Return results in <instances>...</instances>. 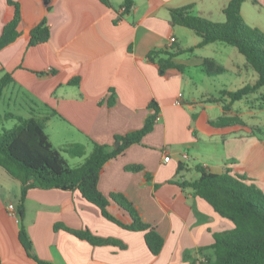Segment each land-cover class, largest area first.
Returning a JSON list of instances; mask_svg holds the SVG:
<instances>
[{"label": "crops", "instance_id": "crops-1", "mask_svg": "<svg viewBox=\"0 0 264 264\" xmlns=\"http://www.w3.org/2000/svg\"><path fill=\"white\" fill-rule=\"evenodd\" d=\"M14 1L20 6L23 23L31 27L45 20L50 37L35 46H27L28 40L20 37L1 49V73L11 74L14 82L10 86L28 96L38 116L56 111L57 115L46 118L44 128L69 165H80L92 142L112 145L115 135L139 129L154 111L149 103H156L158 118L153 129L104 166L98 188L106 196L110 192L124 194L164 242L160 252L152 254L143 231L128 230L108 220L77 189H29L22 219L18 214L12 217L8 205L16 209L20 181L0 166V264H38L18 240L21 225L33 253L48 264H188L186 251L211 244L214 232L232 229V221L191 188L182 189L170 181L194 180L199 176L196 166L202 165L215 173L229 169L264 192V138L259 135L264 134V86L238 100L244 101L245 110L233 108L235 101L224 111L221 102L206 101L219 94L197 85L208 77L201 69L204 58L223 66L222 56L228 49L215 44L222 42L186 51L194 58L187 61L181 58L186 52L178 54L174 61L185 65L181 73L161 74L148 59L152 49L168 46L171 37L175 38L171 46L180 48L200 41L192 30L169 23L171 8L190 5L191 14L223 22V8L229 0H133L132 10L117 21L123 0H108L109 4L101 0ZM248 1L240 8L243 19L264 32L258 23L261 13L245 4ZM256 2L254 5L264 11V0ZM8 18L7 0H0V34ZM209 46L212 53L206 54L203 49ZM237 67L238 76L249 73L247 66L244 70ZM196 71L200 73L194 74ZM251 77L254 83L257 74ZM74 78L78 82L69 83ZM190 87L195 89L190 91ZM179 94L181 102L176 104ZM222 116L234 119L215 124ZM74 144L82 145L83 156L64 151ZM164 155L169 156L168 161L163 160ZM180 163L183 168L179 171ZM132 164L143 169L126 168ZM193 171L196 176L184 177ZM110 212L126 217L113 203ZM57 223L87 229L125 246L93 245L64 229L54 230ZM194 259L196 264L205 261L199 253H194Z\"/></svg>", "mask_w": 264, "mask_h": 264}, {"label": "trees", "instance_id": "trees-1", "mask_svg": "<svg viewBox=\"0 0 264 264\" xmlns=\"http://www.w3.org/2000/svg\"><path fill=\"white\" fill-rule=\"evenodd\" d=\"M109 4L108 0H101ZM246 0H229L223 8L225 20L214 22L199 15L189 12L190 5L171 8L169 23L192 30L200 41L192 47L180 48L164 46L154 48L148 53V59L155 63L161 74L166 72L181 73L185 65L174 61V58L195 47H202L213 42H222L233 46L242 54L257 74L254 83L247 84L235 91L223 89L219 96L208 97L206 101H219L224 111L230 109L232 103L256 92L264 86V32L258 27L251 26L243 19L240 8ZM257 4L256 0H250ZM133 0H123L122 14H128L133 7ZM9 18L2 27L0 34V50L15 42L20 37H25L27 46H35L48 41L50 30L45 20L34 26H26L21 17L20 6L14 0H7ZM202 71L213 76L224 72V67L218 65L210 58H204L201 64ZM3 70H0V73ZM39 74L41 72H38ZM14 80L9 72L0 76V99L5 86ZM78 78L69 83H77ZM111 102V100H110ZM153 113L148 115L143 125L136 130L124 135H115L112 145L92 142V149L78 166H71L56 149L45 131L44 122L47 117L57 115L55 110L49 111L44 116H38L36 109H30L29 117H17L18 123L10 128L2 127L0 131V166L12 177L20 181V192L16 212L22 219L24 201L29 189H77L90 203L96 205L102 215L117 225L135 231L144 232V241L149 251L157 255L163 245V237L154 226L143 220L135 205L122 193L110 192L104 195L98 188V180L104 166L113 158L120 155L132 144L139 143L144 135L149 133L154 126L157 116V106L154 100L149 103ZM12 114H0L2 119H8ZM13 117V116H12ZM234 118L220 117L215 124H224ZM236 121H239L235 117ZM64 151L74 156H83L84 149L80 144L70 145ZM127 169L142 170L141 165L132 164ZM183 168L180 163L178 170ZM199 176L194 180H171L182 189L191 188L197 196L203 198L212 208L232 221L234 227L213 233V242L200 246L197 250H188L184 258L188 264H196L194 253H199L205 261L200 264H264V192L250 179L232 173L226 169L222 173L211 172L202 165L196 166ZM148 180L149 177H146ZM115 205L122 210L126 217L114 215L110 206ZM64 229L80 239L93 245L114 244L121 248L125 245L113 238H102L94 235L87 229L78 230L57 223L54 230ZM18 240L26 253L35 259L38 264H48L40 260L33 253L31 241L23 225L18 231Z\"/></svg>", "mask_w": 264, "mask_h": 264}, {"label": "rangeland", "instance_id": "rangeland-1", "mask_svg": "<svg viewBox=\"0 0 264 264\" xmlns=\"http://www.w3.org/2000/svg\"><path fill=\"white\" fill-rule=\"evenodd\" d=\"M245 4L250 6L253 10L261 13V16L259 17L258 23H259V25H261L264 28V11L262 9H260L259 7H256L254 4H252L251 1H248ZM246 19H249V17L246 16ZM255 27H257V26H255ZM185 30H188V29H185ZM179 44L183 45L182 42H179ZM215 44H222L223 46H225L226 49H228V52H225L222 56L224 60H221V63L223 64V67H224V72H222L220 74L213 75V76L204 77L205 79H204V82H202L203 84H201V82L198 81L197 85H199V87H201L203 90H206L212 94L218 95L220 89L221 90L226 89L229 91H235V90H237V89H239V88H241L247 84L252 83L253 80H252V77L250 78V75L252 76L256 73L254 72L253 68L247 64L244 56L242 54H240L231 45H228L225 43H215ZM214 46H216V45H214ZM203 50L207 54V53H212L213 49H212V47L209 46ZM219 57H220V55L217 54L216 58L220 60ZM181 58L184 59L185 61H187L188 59L189 60L194 59L191 57L190 53H188V52L184 53ZM237 65H239V68H241L243 70L247 66L249 69L248 70L249 73H247L246 75L238 76L237 75V72H238ZM192 68H193L192 66H189L188 70L191 72ZM196 73H200V72L196 71L194 74H196ZM1 75H2V73H0V76ZM200 75H202V73L199 74V76ZM194 89L195 88H193V87L189 88L190 91L191 90L193 91ZM31 108L35 109V106L32 104V102L29 101L28 96L26 97V95H24L22 93V91L18 92L16 89L11 87L10 85L5 86L3 89V95L0 99V114H1V116H3L4 114H6V112H10L11 114H13L12 115L13 117L11 116L8 119H2L1 120L0 131H1L2 127L10 128V127L14 126L15 124H17L18 123V119H16L17 117H28L29 115H31L30 114ZM233 108L238 109V110H245L244 101L235 102V105L233 106ZM47 129L50 132L51 136L53 137V134L51 132L52 131L51 128L48 126ZM259 135H261V137L264 138V134H259ZM217 149L221 150L222 148L220 147V145L217 144ZM204 157H206V156H204ZM205 161H206V158L202 159L201 164L204 163ZM69 163H71V162L69 161ZM189 163H190V165H192V164H194V161H190ZM196 175H197V173L195 171H193L192 174L185 173L184 177L185 178H192ZM11 199H15V197L13 196V197H11Z\"/></svg>", "mask_w": 264, "mask_h": 264}, {"label": "built area", "instance_id": "built-area-1", "mask_svg": "<svg viewBox=\"0 0 264 264\" xmlns=\"http://www.w3.org/2000/svg\"><path fill=\"white\" fill-rule=\"evenodd\" d=\"M124 8L122 7V10H123ZM175 41V38H173V37H171L169 40H168V46H171L172 45V43ZM180 99H181V95L179 94V96H177L176 97V99H175V103L176 104H179L181 101H180ZM158 118V116H156V119ZM183 157L184 158H187L188 157V155L186 154V153H184L183 154ZM163 160L164 161H168L169 160V156L168 155H164V157H163ZM8 214L10 215V216H12V217H16L17 216V212H16V209H15V207L12 205V204H9L8 205Z\"/></svg>", "mask_w": 264, "mask_h": 264}]
</instances>
